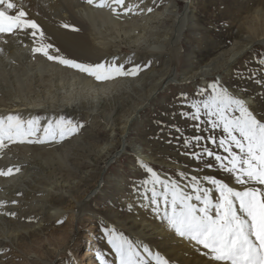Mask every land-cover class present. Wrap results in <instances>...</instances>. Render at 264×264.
<instances>
[{"label": "rangeland", "instance_id": "rangeland-1", "mask_svg": "<svg viewBox=\"0 0 264 264\" xmlns=\"http://www.w3.org/2000/svg\"><path fill=\"white\" fill-rule=\"evenodd\" d=\"M162 1L154 0L151 4L152 12L160 10ZM256 2L257 0H194L189 15L194 24H199L187 36V40L179 43L183 45L179 54L182 57L179 62L180 70L184 69V59L189 54H194L201 64H205L219 53L230 50L235 44L248 41L253 13L259 8L264 10L263 0H258L257 4ZM181 8L183 9V4L180 6L182 11ZM262 38L258 37V40ZM118 44L122 50L120 55L128 58L132 54L128 45ZM166 51L170 55L172 48ZM261 61H264V42L259 41L234 58L223 72L211 78L183 84L180 80H171L154 98L145 103L127 125L120 120L124 112L134 104L129 101L125 104L113 103L112 107L115 109L109 124L102 117H98L95 123H90L85 118L76 122L69 116L61 118L60 120L78 123L79 130L75 133L92 135L95 147L80 148L74 165L71 163L64 170L63 177L44 186L47 190L59 188L52 197L42 194L38 201L41 205L44 201H56L57 198L59 214L53 212L43 216L45 219L52 218L51 226L40 230L44 225L42 216L26 213L23 214L22 229L6 230V240L0 248V264H102L100 256L104 257L106 264H119L115 250L109 243L110 233L115 231L129 241L133 238L119 223L120 214L133 212L132 219L144 225L162 219V212L153 211L156 206L152 203V188L155 187L159 192L163 191V186L147 183L153 180L148 168L162 180L175 182L188 192L192 191L189 187L194 183L192 177L197 178L201 187L212 189L213 196L215 186L205 177L222 180L241 190L244 186L236 184L229 173L221 170L220 162L204 154L207 148L217 155L227 156L228 153L218 146L219 139L226 134L221 128L211 127V120L215 117L210 118L203 107L199 119H192L191 115L195 113L192 104L202 105L214 94L212 86L216 85L244 100L257 118L264 120V63ZM164 62V57H161L143 61V64L146 70H160ZM175 69L173 64L172 74ZM40 118L41 114H38L35 119ZM56 122L54 120L52 123ZM195 137L203 139L197 141ZM213 137L217 140L216 144L211 142L210 138ZM120 141L123 148L104 164L101 156H107L108 150ZM56 144L57 142L26 145L37 148L43 157H47L48 150H52ZM22 146V143H14L8 146V150L4 148L3 154L12 157L9 164L25 159L23 154H19ZM233 151L238 152V149L233 148ZM194 154H200V158H196ZM99 181L101 186L95 191L93 187ZM84 182L88 184L84 185ZM70 188H74L71 194L66 192ZM136 210L147 211L152 218L148 222H142ZM163 222L162 228L157 230L160 234L175 233L166 220L163 219ZM194 250L196 249H192ZM197 251L204 253L202 249ZM169 264L175 263L169 261Z\"/></svg>", "mask_w": 264, "mask_h": 264}, {"label": "bare ground", "instance_id": "bare-ground-1", "mask_svg": "<svg viewBox=\"0 0 264 264\" xmlns=\"http://www.w3.org/2000/svg\"><path fill=\"white\" fill-rule=\"evenodd\" d=\"M153 2L154 0H126V5L139 7L129 12L130 14H123L120 10L121 14L116 15L110 8L95 7L85 0H23L29 18L35 19L44 30L45 42L59 49L58 53L49 50L51 54L83 64L95 65L106 60L105 64L114 62L122 65L125 70L138 66L139 70L135 75L98 81L75 68L50 61L42 54H34L32 49L38 46V34L36 37L23 33L16 36L5 35L0 38V116L13 114L28 120L41 114L39 120L42 126L64 116H69L73 122L85 118L90 123H95L98 117H102L109 124L115 109L112 107L113 103L125 104L129 101L134 103L133 106L120 117V121L127 125L145 103L154 98L171 80H180L183 84L211 78L223 72L234 58L250 49L253 44L264 42V10L259 8V4V9H255L253 13L252 25L248 26V41L236 42L230 50L219 53L205 64H201L194 54H189L185 56L184 69L180 70L179 62L182 57L179 54L183 45L179 43L194 32L199 24H194L189 15L194 0H163L160 10L149 12ZM64 24L72 27L64 28ZM258 37L263 38L258 40ZM118 43L128 45V50L132 52L128 58L120 55L122 50ZM170 47L172 52L167 55L166 50ZM161 57L165 61L162 69H145L143 61ZM173 64L176 69L172 74ZM75 134L63 140L47 142H57L52 150L47 149V157H43L37 148L22 143L19 154H23L25 159L9 164L12 157L3 154L4 149L0 150V170L19 168L18 172L14 171L10 176H0V248L5 243L4 234L8 228H23V214L41 215L44 222L40 229L42 231L52 225V218L45 219L43 216L60 212L57 198L56 201H44L41 205L38 201L42 194L52 197L59 188L47 190L46 185L63 177L64 170L71 163L74 165L80 148L95 147L94 139L89 133ZM122 148V141L114 148H109L107 156H101L104 164ZM99 186L100 181L93 189L96 191ZM74 188L66 192L71 194ZM218 198L219 193L215 191L214 201ZM137 212L142 222H148L152 218L147 211ZM120 215L119 223L133 235L132 244L145 260L150 261L149 264H155V261L144 251L145 248L175 264H217L209 256L196 252L201 249L206 252L202 246L195 245L174 232L160 234L157 230L162 228L163 218L144 225L132 219L133 212Z\"/></svg>", "mask_w": 264, "mask_h": 264}, {"label": "snow or ice", "instance_id": "snow-or-ice-1", "mask_svg": "<svg viewBox=\"0 0 264 264\" xmlns=\"http://www.w3.org/2000/svg\"><path fill=\"white\" fill-rule=\"evenodd\" d=\"M85 2L99 8H110L116 15L121 14L120 10L127 14L139 7L126 5V0ZM148 11L151 12L152 9ZM62 26L72 27L68 24ZM73 30L78 31L75 28ZM22 33L31 37L39 35L38 46L32 49L34 54H42L50 61L75 68L98 81L135 75L139 70L138 66L125 70L122 65L114 62L83 64L51 54L49 50L58 53L59 49L45 42L44 30L35 19L29 18L23 0H0V38ZM212 87L214 94L202 105L192 104L195 113L191 118L199 119L201 107L210 118L215 117L211 120V127L221 128L226 134L219 139L218 146L228 155L222 157L207 148L204 154L214 157L220 162L221 169L229 173L236 184L244 187L238 190L222 180L205 177L219 193V198L214 201L212 189L201 187L196 177H192L194 183L189 185L192 191L187 192L175 182L162 180L148 168L153 180L147 183L163 186V191L159 192L155 187L152 188V203L156 206L153 211L162 212V218L178 236L202 246L207 250L203 254L218 264H264V188L256 186H264V120L258 119L244 100L233 96L227 89L216 85ZM237 112L238 115L235 114ZM78 130L79 125L72 121L60 120L42 126L39 119L25 120L13 114L0 116V150L14 143L63 140ZM194 139L199 141L203 138ZM210 139L213 144L217 143L216 138ZM233 148L238 149V152L233 151ZM194 155L200 158V154ZM14 171L18 172L19 168L0 170V176H10ZM109 243L115 250L119 264H149L131 241L115 231L110 233ZM144 251L151 256L155 264H169L165 257L152 254L147 248ZM99 259L102 264H106L103 256Z\"/></svg>", "mask_w": 264, "mask_h": 264}]
</instances>
